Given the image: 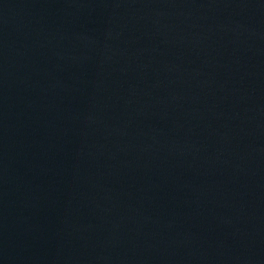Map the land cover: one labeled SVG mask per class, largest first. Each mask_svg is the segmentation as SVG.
<instances>
[{"label":"water","instance_id":"95a60500","mask_svg":"<svg viewBox=\"0 0 264 264\" xmlns=\"http://www.w3.org/2000/svg\"><path fill=\"white\" fill-rule=\"evenodd\" d=\"M0 264H264V0H0Z\"/></svg>","mask_w":264,"mask_h":264}]
</instances>
